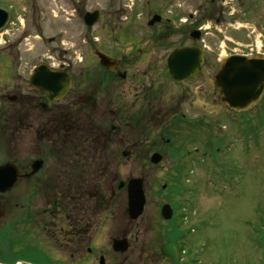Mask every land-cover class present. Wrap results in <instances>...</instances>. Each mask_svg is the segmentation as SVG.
<instances>
[{
    "label": "flooded vegetation",
    "instance_id": "af4514ba",
    "mask_svg": "<svg viewBox=\"0 0 264 264\" xmlns=\"http://www.w3.org/2000/svg\"><path fill=\"white\" fill-rule=\"evenodd\" d=\"M72 1L76 16L81 18L79 5L84 1ZM50 41L54 42L55 38ZM156 49L151 46L130 49L121 57L99 50L119 60L115 70L100 64L95 49L91 52L96 70L84 66L75 69L76 62L72 59L63 61L59 67L48 64L72 79L68 93L60 100H51L36 89L20 97L5 95L8 101L16 102L13 103L14 126L22 135L27 122L34 133V145L30 161L9 159L19 166L20 179L14 190L0 194V241L6 236L5 220L11 207L19 211L18 239L24 236L26 240L20 242L27 245L28 239L32 242L28 247L37 253L34 262H209L201 259L203 240L199 243L197 238L202 230L201 220L209 211L196 207L200 192L194 185L188 190L197 193L195 199L179 189L185 182L179 178L182 170L168 176L170 181L162 184L161 190H153V194L149 187L155 188L159 179L150 184L147 174L146 177L127 175L124 179L118 175L121 167L134 163L147 168L149 164H160L165 157L160 150L173 143L170 150L178 159L172 161L183 165L188 145L203 144L210 151L214 143L211 108L214 79L204 70L208 68L204 64L194 79L176 81L169 73L167 61L152 55ZM79 56L77 53L73 59L82 65L90 59ZM135 63L146 64V68L132 71L130 65ZM132 77L138 82L133 87L138 90L141 86V96L131 95L134 88L125 81ZM140 149H146L143 155ZM153 154L162 156L161 162L152 163ZM35 161L41 162L40 169L29 176ZM132 178L142 179L145 195L143 211L137 217L131 216L128 206V184ZM13 191L15 205H7L8 195ZM165 205L170 207L169 219L163 216ZM10 258H0V264H37L33 263L34 257L21 255L13 259L11 255Z\"/></svg>",
    "mask_w": 264,
    "mask_h": 264
},
{
    "label": "rangeland",
    "instance_id": "374dc122",
    "mask_svg": "<svg viewBox=\"0 0 264 264\" xmlns=\"http://www.w3.org/2000/svg\"><path fill=\"white\" fill-rule=\"evenodd\" d=\"M83 1L82 5L77 4L82 16L100 11L99 21L93 26H85L82 16H76L72 0H0V8L11 13L7 25L0 29V164L9 158L33 159V130L24 122L21 135L20 129L12 125L16 102L8 101L5 95L20 97L36 92L30 77L34 67L41 63L59 67L63 61L72 59L76 62L75 69L84 66L96 70L91 52L94 49L121 57L130 49L145 46L157 47L152 55L166 62L175 48L196 45L205 53L208 69L204 70L215 79L226 57L264 53V0ZM155 13L162 15V22L148 26ZM196 29L202 31L198 40L190 36ZM52 38L54 42L50 41ZM55 47L57 52L52 53ZM74 51L80 53V58L90 56V59L82 65L73 59L77 55ZM130 66L132 71L146 68V64L139 63ZM125 82L132 87L138 85L134 77ZM138 90L134 88L131 95L141 96V86ZM212 101L214 143L210 151L203 144L188 145L185 164L173 163L172 160L178 159L170 150L173 143L160 150L165 156L160 164H149L151 167L147 168L134 163L121 167L118 175L124 179L127 175L147 174L150 184L159 179L155 188L149 187L153 194V190H161L162 184L170 181L168 176L182 170L179 178L188 183L180 184L179 189L195 199L197 193L188 190L194 185L200 192L196 207L209 211L201 220L202 230L197 237L199 243L203 240L201 259L209 260L204 263L264 264V102L248 114L231 112L223 104L215 84ZM10 117L12 123L8 124ZM2 124H8V131L6 126L1 129ZM140 150L142 155L146 151ZM11 200H16L15 193L6 201ZM7 212L0 258L12 255L17 259L24 255L34 257L33 263L42 264L34 262L37 253L28 247L32 242L27 239L25 245L20 242L26 240L24 236L18 239L19 211L9 207Z\"/></svg>",
    "mask_w": 264,
    "mask_h": 264
},
{
    "label": "water",
    "instance_id": "95a60500",
    "mask_svg": "<svg viewBox=\"0 0 264 264\" xmlns=\"http://www.w3.org/2000/svg\"><path fill=\"white\" fill-rule=\"evenodd\" d=\"M99 11L88 12L84 17L87 25H94L99 19ZM9 13L0 9V29L8 21ZM161 21L160 15H155L150 25ZM194 39L200 37V31H193ZM100 64L114 70L119 61L113 60L102 52H97ZM204 63L203 52L197 47H183L175 49L168 58L171 76L178 81L193 79L201 70ZM31 86L47 95L51 100H60L68 93L71 77L58 69H52L46 64H39L30 78ZM215 84L219 89L222 101L235 112H246L256 107L264 96V59L244 55H231L226 58L217 74ZM162 156L153 154L152 163L161 162ZM41 166L40 161L32 163L30 175L35 174ZM20 179L19 166L12 161L0 164V194L12 191ZM145 195L141 178H132L128 184V206L132 217H137L144 208ZM163 216L171 217L170 207H163ZM167 247V245H166Z\"/></svg>",
    "mask_w": 264,
    "mask_h": 264
},
{
    "label": "trees",
    "instance_id": "16d2710c",
    "mask_svg": "<svg viewBox=\"0 0 264 264\" xmlns=\"http://www.w3.org/2000/svg\"><path fill=\"white\" fill-rule=\"evenodd\" d=\"M1 117H2V115H1ZM12 119H13V120H12L13 123H12V121H11V117H10V119L7 120V123L9 124V123L11 122L12 125L14 126V125H15V123H14L15 118L13 117ZM2 120H4V117L1 119V121H2ZM8 124H5V126H6V128H7V131H8ZM2 125H3V124H2Z\"/></svg>",
    "mask_w": 264,
    "mask_h": 264
}]
</instances>
